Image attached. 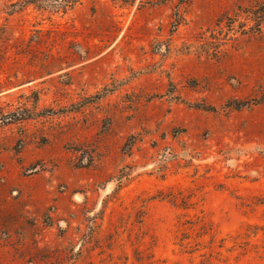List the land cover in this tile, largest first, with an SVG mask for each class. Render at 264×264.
<instances>
[{"label": "rangeland", "instance_id": "1", "mask_svg": "<svg viewBox=\"0 0 264 264\" xmlns=\"http://www.w3.org/2000/svg\"><path fill=\"white\" fill-rule=\"evenodd\" d=\"M0 264H264V0H0Z\"/></svg>", "mask_w": 264, "mask_h": 264}, {"label": "trees", "instance_id": "2", "mask_svg": "<svg viewBox=\"0 0 264 264\" xmlns=\"http://www.w3.org/2000/svg\"><path fill=\"white\" fill-rule=\"evenodd\" d=\"M48 5V4H47Z\"/></svg>", "mask_w": 264, "mask_h": 264}]
</instances>
